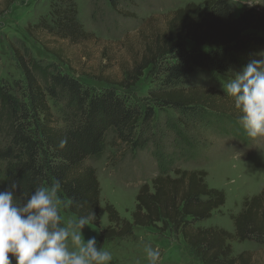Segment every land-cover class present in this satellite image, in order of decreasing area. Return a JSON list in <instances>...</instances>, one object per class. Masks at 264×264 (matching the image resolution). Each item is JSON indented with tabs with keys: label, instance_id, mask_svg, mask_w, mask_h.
Returning <instances> with one entry per match:
<instances>
[{
	"label": "trees",
	"instance_id": "trees-1",
	"mask_svg": "<svg viewBox=\"0 0 264 264\" xmlns=\"http://www.w3.org/2000/svg\"><path fill=\"white\" fill-rule=\"evenodd\" d=\"M15 1L3 0L5 9ZM120 1L109 0L114 7ZM49 16V20L30 26L29 32L35 35L41 30L70 43L89 39L74 0H54ZM261 45L264 8L253 6L236 15L230 0H205L202 5L190 2L176 9L163 30L150 32L142 55L124 71L123 79L100 89L61 71L52 72L42 84L30 57L11 45L24 85L17 93L0 86V106L8 113L0 145V190H8L15 182L20 202L37 187L59 180L62 199L71 201L64 210L75 217L94 213L91 224L98 226L100 183L96 169L87 161L106 154L108 135L112 133L133 152L149 143L162 145L161 138L172 133L194 148L189 135L197 137L200 128L211 126L243 138L240 112L225 92L186 83L197 69L217 77L225 75L240 64L250 48ZM146 71L155 83L142 103L117 90V86L130 89ZM168 110L176 115L157 117ZM62 140L66 141L63 147ZM172 170L175 176L160 173L152 185L144 183L139 188L131 220L106 203L110 224L100 231L98 247L130 236L135 228H158L161 224L160 229L181 234L201 264H259L252 251L235 256L229 240L264 245V188L247 199L234 217L233 235L222 228L198 225L225 204V191L210 187L204 170Z\"/></svg>",
	"mask_w": 264,
	"mask_h": 264
},
{
	"label": "rangeland",
	"instance_id": "rangeland-1",
	"mask_svg": "<svg viewBox=\"0 0 264 264\" xmlns=\"http://www.w3.org/2000/svg\"><path fill=\"white\" fill-rule=\"evenodd\" d=\"M204 1L121 0L114 7L109 0H74L80 22L90 37L80 43H70L41 30L34 32L35 35L29 32V27L41 19H50L54 0H16L8 9L0 0V86L13 93L23 89L24 74L11 45L21 48L30 57L42 84L48 82L52 72L61 71L97 89L112 86L123 79L124 71L142 55L151 31L163 30L176 9L190 2L202 5ZM230 2L236 15L253 6L264 8V0ZM262 51L264 45L250 48L239 65L219 77L197 69L187 79L186 86L213 87L224 92L223 85L227 80L250 59L259 58L256 53ZM154 83L153 76L146 71L130 89L117 86V90L129 96L131 101L142 103ZM54 113L58 116V109L55 108ZM167 115L175 116L176 113L160 111L157 117L162 119ZM7 121V110L0 106V145L5 139ZM198 132L197 137H188L194 148L172 133L161 138L162 145L149 143L138 152L130 151L110 133L106 154L99 160L87 161L97 171L101 212L98 226L90 223L82 229L85 241L95 237L98 246L100 231L110 224L106 203L115 205L123 218L131 220L139 188L144 183L152 185V180L160 173L175 176L172 169L176 168L204 170L207 184L225 191V204L216 209L210 219L198 225L215 226L234 235V217L244 209L247 199L264 188V139L249 138L245 131L243 138L236 133L224 134L215 126L200 128ZM61 216L65 220L76 218L64 208H61ZM160 227L161 224L158 228H135L130 236L106 242L101 249L112 253L110 264H147L144 248L148 244L161 251V264H201L181 234ZM229 243L235 256L249 250L256 262L264 264V245L253 241L240 242L236 238Z\"/></svg>",
	"mask_w": 264,
	"mask_h": 264
},
{
	"label": "clouds",
	"instance_id": "clouds-1",
	"mask_svg": "<svg viewBox=\"0 0 264 264\" xmlns=\"http://www.w3.org/2000/svg\"><path fill=\"white\" fill-rule=\"evenodd\" d=\"M247 2V0H241ZM249 3V2H248ZM223 85L226 95L239 110V124L249 138L264 139V51L256 53ZM66 141H61V147ZM14 182L0 191V264H110V251L97 246L95 237L85 241L82 229L95 220L94 213L65 220L61 208V184L37 187L18 202ZM147 264H161V251L148 244Z\"/></svg>",
	"mask_w": 264,
	"mask_h": 264
}]
</instances>
